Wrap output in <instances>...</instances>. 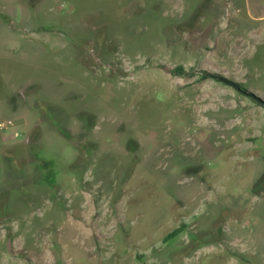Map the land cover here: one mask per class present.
Segmentation results:
<instances>
[{"label": "rangeland", "instance_id": "rangeland-1", "mask_svg": "<svg viewBox=\"0 0 264 264\" xmlns=\"http://www.w3.org/2000/svg\"><path fill=\"white\" fill-rule=\"evenodd\" d=\"M0 264H264V0H0Z\"/></svg>", "mask_w": 264, "mask_h": 264}, {"label": "trees", "instance_id": "trees-1", "mask_svg": "<svg viewBox=\"0 0 264 264\" xmlns=\"http://www.w3.org/2000/svg\"><path fill=\"white\" fill-rule=\"evenodd\" d=\"M169 73H171L173 76L175 77H193L194 73L190 70H185L183 69V67L181 66H177L173 69L169 70ZM206 77H201V80H205ZM235 88L237 91H245V86H243L242 84H235ZM40 164L42 165V167L46 168L47 167V162H43L41 161ZM186 225L185 224H180L179 227L175 228L173 231H171L170 233H167L163 238L162 241L163 243L169 242L171 240H173L174 238H176L181 232H183V230L185 229Z\"/></svg>", "mask_w": 264, "mask_h": 264}]
</instances>
